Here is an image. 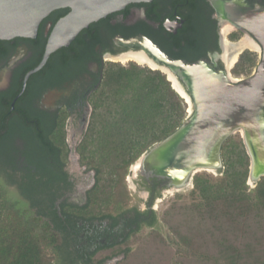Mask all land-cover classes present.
Segmentation results:
<instances>
[{
	"label": "trees",
	"instance_id": "trees-1",
	"mask_svg": "<svg viewBox=\"0 0 264 264\" xmlns=\"http://www.w3.org/2000/svg\"><path fill=\"white\" fill-rule=\"evenodd\" d=\"M195 50L190 47L184 61L206 58V52ZM60 53L70 58L68 50ZM82 59L77 54L65 69ZM255 66L246 53L233 73L249 75ZM217 69L224 70L222 63ZM103 70L77 148L82 163L95 173L85 205L70 200V176L62 168L68 156L66 110L52 115L30 101L12 119L0 121V264H104L106 259L98 258L100 243L97 249L83 244L86 224L108 220L112 231L130 214L137 228L129 235L141 228L144 214L124 207L125 178L142 155L188 122L186 103L159 71L115 63ZM17 139L25 142L23 149ZM221 158L216 183L193 177L199 201L185 209L183 221L172 230L186 249L184 257H199L203 264H264V177L250 189V158L242 139L229 137ZM13 190L20 200L12 199ZM156 222L154 214L151 223Z\"/></svg>",
	"mask_w": 264,
	"mask_h": 264
},
{
	"label": "flooded vegetation",
	"instance_id": "flooded-vegetation-1",
	"mask_svg": "<svg viewBox=\"0 0 264 264\" xmlns=\"http://www.w3.org/2000/svg\"><path fill=\"white\" fill-rule=\"evenodd\" d=\"M234 10L244 11L256 24L264 21V0H153L130 4L91 24L68 48L52 54L43 68L29 77L24 89L27 76L43 61L55 25L69 13L67 9L56 10L41 22L35 39L0 40V108L4 109L0 121L12 119L30 101L36 109L48 114L60 115L66 110L68 117L64 124L68 156L62 168L70 176L73 189L68 194L70 200L80 206L85 205L86 194L95 184V173L82 163L77 148L90 123V98L100 85L106 64L114 63L112 58L128 53H142L150 58L141 47H128L122 42L148 40L171 59L182 61L186 60L187 56H183L188 54V49L193 47L197 53L206 52V58L198 61H206L217 71H222L217 69L220 63L225 70L228 67L226 62L231 63L237 57L233 64L235 67L242 56L249 53L255 58L256 66L242 79L245 80L256 73L264 59V49L257 28L251 32L233 22ZM243 43L248 46L242 47ZM64 49L69 51V59L60 53ZM77 54L82 56L83 62L81 60L80 64L75 63L65 69V62L76 60ZM61 120L55 119L56 122ZM16 145L23 149L25 142L17 139ZM134 165L130 168L131 174ZM138 173L141 175L136 178L135 186L148 193V202L143 212L137 207L127 209H136L144 214L140 216L142 225L136 234L144 227L156 230L158 219L151 223L154 214L157 215L153 204L161 200L163 191L176 188L167 178L145 176L140 170ZM111 214L114 215V211ZM126 218L112 231L108 220L85 225L88 239L83 244L97 249L100 243L102 250L99 255L109 253L104 257V264L114 263L121 255L125 256L129 241L136 235H129L132 229L137 228L132 216L129 214ZM79 227L82 228L83 223H79ZM97 230L102 231L97 233ZM84 234L82 238L86 237Z\"/></svg>",
	"mask_w": 264,
	"mask_h": 264
},
{
	"label": "water",
	"instance_id": "water-1",
	"mask_svg": "<svg viewBox=\"0 0 264 264\" xmlns=\"http://www.w3.org/2000/svg\"><path fill=\"white\" fill-rule=\"evenodd\" d=\"M152 1L0 0V40L35 39L46 17L56 10H69L51 32L43 61L27 76L25 89L29 77L43 68L52 54L68 48L91 24L130 4ZM232 18L241 28L251 32L257 28L264 49V21L256 24L240 10H234ZM122 43L141 47L150 56L146 59L168 69L187 99L174 83L172 88L189 107L191 104L188 122L139 160L143 161L140 171L145 176L167 178L174 185L181 182L184 186L200 170L222 168L221 147L239 132L250 158L248 183H257L264 177V59L252 77L239 82L228 73V67L217 71L206 61L189 64L173 60L151 41L131 39ZM168 81L171 83L169 77Z\"/></svg>",
	"mask_w": 264,
	"mask_h": 264
},
{
	"label": "rangeland",
	"instance_id": "rangeland-1",
	"mask_svg": "<svg viewBox=\"0 0 264 264\" xmlns=\"http://www.w3.org/2000/svg\"><path fill=\"white\" fill-rule=\"evenodd\" d=\"M115 64L128 67L131 64L139 66L141 68H147L152 71H159L163 75H166L162 70H154L148 66H141L135 62L119 63L113 61ZM234 66L229 68L228 73L236 80H242L247 75H235L233 73ZM252 73V72H251ZM168 80V76H166ZM172 86V83H171ZM180 96V94H179ZM181 97V96H180ZM185 101V100H184ZM186 103V102H185ZM192 112L190 107L186 104V119L189 120ZM235 140L242 139L239 132L233 135ZM243 141V139H242ZM141 174L138 172L130 174L125 178V186L127 197L124 200L125 209L131 207H137L140 211L147 209L148 193L144 190L138 189L135 186L136 178ZM196 175H203L208 178L212 183H216L220 178L221 174L218 170L211 172H199ZM249 182V181H248ZM256 183H250V189L255 187ZM82 191V190H81ZM168 191V192H167ZM162 192L161 202L158 200L154 202L153 208L157 213L158 224L156 230L143 228L139 234H136L129 241V254L120 256L116 262H108V264H203L199 257L191 256L184 257L183 255L186 249L181 244L180 239L172 230V227L177 226L184 219L185 209L195 202L199 201L198 195L193 193L194 185L193 180L187 182L183 187L172 188ZM84 192V191H83ZM17 193L13 190L12 199L20 200L16 195ZM26 206L25 204H23ZM113 213V207L109 210ZM109 253H103L98 258H104Z\"/></svg>",
	"mask_w": 264,
	"mask_h": 264
},
{
	"label": "bare ground",
	"instance_id": "bare-ground-1",
	"mask_svg": "<svg viewBox=\"0 0 264 264\" xmlns=\"http://www.w3.org/2000/svg\"><path fill=\"white\" fill-rule=\"evenodd\" d=\"M242 45H243L242 47L248 46L246 43H243ZM225 50H226V48H225ZM236 59H237V57H235L231 61V63L226 62L228 68H231L233 66V64L235 63ZM112 60L113 61H117V62L122 63V64L129 63V62H135V63H137V64H139L141 66H148V67H150V68H152L154 70H159L160 69V70H162L166 74V76L169 77L171 83H174V87L176 88V90L179 91L180 93H182L179 90V88L177 87V84L174 81V79H172V76H171V73H169V70L166 69V68H164V67H161V66H158V65L153 64L151 61H149L148 59H146V57L142 53H128V54H125V55H121V56H118V57H114V58H112ZM182 95L185 97V99H187L186 96L183 93H182ZM190 110H191V104H190ZM142 165H143V161H139L137 163V165H134V167L132 168V170L135 173H137V172H139L140 168H142ZM203 171H205V172H211L213 170H211L210 168H208V169H205V170L204 169L203 170H200L199 172H203ZM175 187L176 188H180V187H183V186H181V182H179V183H177L175 185Z\"/></svg>",
	"mask_w": 264,
	"mask_h": 264
},
{
	"label": "clouds",
	"instance_id": "clouds-1",
	"mask_svg": "<svg viewBox=\"0 0 264 264\" xmlns=\"http://www.w3.org/2000/svg\"><path fill=\"white\" fill-rule=\"evenodd\" d=\"M249 184V183H248Z\"/></svg>",
	"mask_w": 264,
	"mask_h": 264
}]
</instances>
